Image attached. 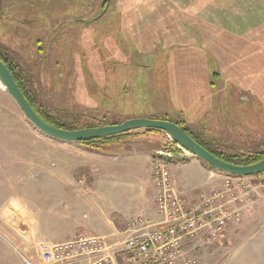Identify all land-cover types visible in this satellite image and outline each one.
Returning a JSON list of instances; mask_svg holds the SVG:
<instances>
[{
	"label": "rangeland",
	"instance_id": "1",
	"mask_svg": "<svg viewBox=\"0 0 264 264\" xmlns=\"http://www.w3.org/2000/svg\"><path fill=\"white\" fill-rule=\"evenodd\" d=\"M103 1L4 0L0 51L49 117L102 125L166 116L221 154L264 150V0H110L101 18ZM167 138L139 134L129 146L161 152ZM59 143L0 86V264H26L21 253L46 264L45 245L89 222L93 192L80 180L94 187L76 166L57 169L71 164ZM249 212L199 245L198 264H264V198Z\"/></svg>",
	"mask_w": 264,
	"mask_h": 264
},
{
	"label": "built area",
	"instance_id": "2",
	"mask_svg": "<svg viewBox=\"0 0 264 264\" xmlns=\"http://www.w3.org/2000/svg\"><path fill=\"white\" fill-rule=\"evenodd\" d=\"M168 135V134H167ZM165 146L178 161L186 149L168 135ZM155 187L154 207L161 220L153 222L142 214L128 221V233L118 243L88 232L76 238L47 244L42 258L46 264H198V247L218 240L264 198V177L238 176L215 171L208 190L188 202L177 190L167 155H154L151 163ZM89 191L86 181L80 180ZM194 240L198 244H190ZM26 264H34L21 253Z\"/></svg>",
	"mask_w": 264,
	"mask_h": 264
},
{
	"label": "crops",
	"instance_id": "3",
	"mask_svg": "<svg viewBox=\"0 0 264 264\" xmlns=\"http://www.w3.org/2000/svg\"><path fill=\"white\" fill-rule=\"evenodd\" d=\"M60 142L58 149L66 155L65 161L71 164L65 167L58 165L57 169L74 173L76 166L78 172L83 171L84 178L94 187L90 189L93 192L91 203H84L90 208V219L83 223L82 233L88 232L105 239L108 237L112 239L111 243H118L125 239L128 221L133 216L142 214L153 222L161 220L154 207L155 187L150 166L153 155L159 153L161 148L117 145L109 148V151H97L79 143ZM170 162L177 190L188 205L194 203L202 190L209 189L214 169L193 156L182 164L176 163L175 157L170 158ZM189 243L198 244L194 240ZM200 249L203 251L204 248ZM200 249L199 254H202ZM119 262L125 264L122 258Z\"/></svg>",
	"mask_w": 264,
	"mask_h": 264
},
{
	"label": "water",
	"instance_id": "4",
	"mask_svg": "<svg viewBox=\"0 0 264 264\" xmlns=\"http://www.w3.org/2000/svg\"><path fill=\"white\" fill-rule=\"evenodd\" d=\"M2 13V0H0V17ZM0 82L12 99L20 107L28 121L46 136L68 143H79L98 138H108L120 133L144 130L160 129L168 134L173 140L183 148L191 152L194 156L202 159L211 167L238 176H253L264 173V158L258 162L246 165L233 164L204 147L193 138L178 123L157 118L134 117L126 119L116 124H102L98 126L67 129L57 127L47 122L29 102L20 86L18 85L9 66L0 56ZM165 151V150H164ZM161 151V153H165ZM169 154V153H167Z\"/></svg>",
	"mask_w": 264,
	"mask_h": 264
},
{
	"label": "trees",
	"instance_id": "5",
	"mask_svg": "<svg viewBox=\"0 0 264 264\" xmlns=\"http://www.w3.org/2000/svg\"><path fill=\"white\" fill-rule=\"evenodd\" d=\"M0 56L5 61V63L9 66V68H10L11 72L13 73L18 85L20 86L21 90L23 91V93L25 94V96L27 97L29 102L36 109V111L40 114V116L42 118H44L47 122H49L50 124H53L57 127L67 128V129H76V128L98 126L97 124H93V123H87V124L80 125L76 122L73 123V121H70V122L68 121L69 123H63V122H59L56 119L54 120L52 117H49L48 113L45 112L42 108H40V106L36 102L35 93H33L34 90H33L32 86L25 79V75L23 74V72L18 69L17 63H14V62H16L15 59L10 60L6 56V53H4V52L1 53V51H0ZM65 117L67 119H72V118L75 119V117L72 115L69 117H67V116H65ZM152 118L171 120L170 118H168L166 116H165V118H160V117H155V116ZM171 121H174V120H171ZM174 122L178 123L184 129H186V131L193 138H195L199 143H201L204 147L209 149L211 152L216 154L218 157H220L223 160H226L230 163L246 165V164H252V163L258 162L264 158V150L259 151L257 153H253V155H245L244 154V155H237L235 157L230 156V155L221 154V153L209 148L206 144H204V142L202 140H200L197 136L193 135L185 126H183V123H180L177 121H174ZM103 123L104 124H113V123H109V122H105V121ZM99 125H101V124H99ZM139 134L161 135V134H164V132L160 129L134 130V131L120 133L118 135L108 137V138L92 139V140H88V141H82L79 143L83 144L84 146H86L90 149H94L97 151L98 150L99 151H107V150L109 151V150H111L109 148H111L112 146H117V145L129 146L130 144H132V141H133L132 139H134V137L139 135Z\"/></svg>",
	"mask_w": 264,
	"mask_h": 264
},
{
	"label": "flooded vegetation",
	"instance_id": "6",
	"mask_svg": "<svg viewBox=\"0 0 264 264\" xmlns=\"http://www.w3.org/2000/svg\"><path fill=\"white\" fill-rule=\"evenodd\" d=\"M13 1L17 2L19 0H13ZM111 2H112V0H111ZM3 3H4V0H2V12H3ZM109 3H110V0H104L103 1V3H102V5H103L102 12H100L101 18L106 14L107 10L110 8ZM1 17H2V13H1ZM83 20H85V18H79L76 21L82 22Z\"/></svg>",
	"mask_w": 264,
	"mask_h": 264
},
{
	"label": "bare ground",
	"instance_id": "7",
	"mask_svg": "<svg viewBox=\"0 0 264 264\" xmlns=\"http://www.w3.org/2000/svg\"><path fill=\"white\" fill-rule=\"evenodd\" d=\"M0 86H2L1 85V82H0ZM3 87V86H2ZM188 152V151H187ZM188 155H190L191 157L193 156V154L192 153H190V152H188Z\"/></svg>",
	"mask_w": 264,
	"mask_h": 264
}]
</instances>
